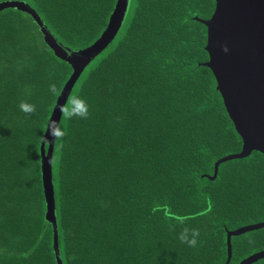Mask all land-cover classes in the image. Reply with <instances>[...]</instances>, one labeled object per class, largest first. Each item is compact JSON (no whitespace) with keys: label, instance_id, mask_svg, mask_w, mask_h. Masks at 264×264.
Segmentation results:
<instances>
[{"label":"trees","instance_id":"trees-1","mask_svg":"<svg viewBox=\"0 0 264 264\" xmlns=\"http://www.w3.org/2000/svg\"><path fill=\"white\" fill-rule=\"evenodd\" d=\"M18 1L74 51L102 36L117 3ZM215 8L216 0H132L118 36L76 82L65 107L75 95L89 115H62L66 135L52 159L63 264H240L264 250V229L233 237L227 263L228 231L264 222V154L208 178L243 147L204 65L208 32L196 18ZM72 74L32 16L0 12V264H57L41 145ZM21 102L35 112H21ZM183 227L199 230L195 247L179 241Z\"/></svg>","mask_w":264,"mask_h":264},{"label":"water","instance_id":"water-1","mask_svg":"<svg viewBox=\"0 0 264 264\" xmlns=\"http://www.w3.org/2000/svg\"><path fill=\"white\" fill-rule=\"evenodd\" d=\"M132 0H117L108 26L90 47L74 51L64 46L48 29L40 15L27 3L13 0L0 4V12L18 9L32 16L45 36V42L55 55L73 68V74L60 94L50 121L60 125L71 92L89 64L108 46L123 28ZM208 32L206 50L209 60L204 63L217 80V89L237 133L243 140L240 153L228 155L215 164L216 179L221 164L244 159L255 151L264 154V0H216V8L208 20L196 18ZM48 128V127H47ZM41 145L42 179L47 203L46 218L54 226V251L57 264H63L55 205L52 159L55 147L46 130ZM48 145V147H47ZM264 229V222L240 227L227 233L228 262L232 259V238ZM264 259V250L244 259L240 264H254Z\"/></svg>","mask_w":264,"mask_h":264},{"label":"clouds","instance_id":"clouds-1","mask_svg":"<svg viewBox=\"0 0 264 264\" xmlns=\"http://www.w3.org/2000/svg\"><path fill=\"white\" fill-rule=\"evenodd\" d=\"M48 92L55 96L57 93V87L55 84H50L48 87ZM19 110L25 114H32L35 112V106L29 103L21 102L19 104ZM60 110L64 114L65 121L70 120L73 117H79L81 119H87L89 115V109L87 103L77 97L73 96L72 99L69 101V106L64 107L63 105L60 106ZM48 133L53 138V142H56L57 148L59 149L60 143L59 141L66 135V129L58 125L56 121H51L48 124L47 128ZM43 140L47 141L44 137ZM180 224H184L185 221L183 218H180L178 221ZM200 236V232L196 228H188L183 227L182 230L178 234V239L182 244H187L189 247H195L198 243V237Z\"/></svg>","mask_w":264,"mask_h":264}]
</instances>
